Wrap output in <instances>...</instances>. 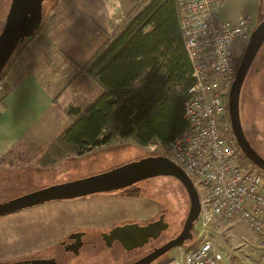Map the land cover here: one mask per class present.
Listing matches in <instances>:
<instances>
[{
	"label": "rangeland",
	"instance_id": "obj_1",
	"mask_svg": "<svg viewBox=\"0 0 264 264\" xmlns=\"http://www.w3.org/2000/svg\"><path fill=\"white\" fill-rule=\"evenodd\" d=\"M10 3L11 0H0L3 25ZM57 6L59 11L64 12L62 10H65L69 23L74 26V20L79 13L71 4L61 3V0H47L44 3L43 22L47 19L49 11ZM137 9L136 2L129 0L125 7L121 27L137 14ZM222 13L227 19L248 15L253 19L256 28L264 20V0H226ZM52 26L53 24L47 30ZM34 38L28 43L33 42ZM26 46L17 53H21ZM238 49L239 51L245 50L246 43H239ZM244 52L239 54L240 62ZM90 86L95 85L92 83ZM81 87L86 94L85 97L87 96L84 101H89L94 94L93 88L85 86L83 89V85ZM82 95L83 93H80L76 96L82 98ZM77 106L85 108L87 104L86 102L82 104L81 100V104ZM71 108L77 107L71 106ZM240 113L247 139L264 158V45L243 85ZM154 146L156 145L142 148L131 139H116L111 144L83 156H78L70 149L62 150L54 154V157H48L45 154L47 148H37L27 142L22 143L6 160L8 163L6 164L15 169H1L0 171V204L56 183L78 180L91 174L123 166L137 159L164 156L163 150ZM242 159L243 162L251 164L244 156ZM49 166L50 169H45ZM253 170L264 176V173L257 168ZM134 189L137 195L136 219L154 220L160 213L166 214L171 229L162 241L181 232L189 213L190 202L179 181L171 177H161L147 180ZM96 210L86 204L84 206L81 201H56L0 217V264L53 256L58 242L62 241L67 232L88 220L92 212V217L95 216ZM202 233L218 241L219 249L229 263L264 264V250L260 247L254 232L246 224L218 219L206 225L201 222L194 229L193 241L197 240ZM181 252L182 250L175 249L162 260L171 257L180 259ZM68 260L72 264H82L81 260L74 257L69 256Z\"/></svg>",
	"mask_w": 264,
	"mask_h": 264
},
{
	"label": "built area",
	"instance_id": "obj_2",
	"mask_svg": "<svg viewBox=\"0 0 264 264\" xmlns=\"http://www.w3.org/2000/svg\"><path fill=\"white\" fill-rule=\"evenodd\" d=\"M225 2L174 0L194 85L184 102L185 130L168 144L154 147H160L198 189L202 207L195 228L217 219L244 223L264 250V176L253 170L257 168L253 164L243 162L228 108L239 54L245 51H239L238 45L247 47L255 23L248 15L236 21L225 18ZM4 84L0 79V90ZM219 248L217 240L202 233L179 248L180 259L171 257L156 264H238L229 263Z\"/></svg>",
	"mask_w": 264,
	"mask_h": 264
},
{
	"label": "trees",
	"instance_id": "obj_3",
	"mask_svg": "<svg viewBox=\"0 0 264 264\" xmlns=\"http://www.w3.org/2000/svg\"><path fill=\"white\" fill-rule=\"evenodd\" d=\"M145 3L136 2L137 14L85 67L103 92L87 107L69 110L76 120L52 144L50 155L71 149L83 156L116 139H131L142 148L166 145L185 130L183 107L194 79L175 3Z\"/></svg>",
	"mask_w": 264,
	"mask_h": 264
},
{
	"label": "crops",
	"instance_id": "obj_4",
	"mask_svg": "<svg viewBox=\"0 0 264 264\" xmlns=\"http://www.w3.org/2000/svg\"><path fill=\"white\" fill-rule=\"evenodd\" d=\"M62 2L71 4L79 13L74 26L69 23L65 10L59 11L58 6L52 9L33 42H29L21 53H16L13 64L5 70L4 89L0 90V171L15 169L8 166L6 160L25 142L47 148L45 154L54 157L49 153L52 144L76 120L69 114L70 107H81L77 106L81 100L88 106L103 92L86 74L85 67L117 34L129 0ZM1 13L0 33L4 26ZM92 83L95 86H90ZM82 85L83 89L85 86L93 88L94 94L91 99L88 96L89 101H84L87 96ZM80 93H83L82 98H77Z\"/></svg>",
	"mask_w": 264,
	"mask_h": 264
},
{
	"label": "water",
	"instance_id": "obj_5",
	"mask_svg": "<svg viewBox=\"0 0 264 264\" xmlns=\"http://www.w3.org/2000/svg\"><path fill=\"white\" fill-rule=\"evenodd\" d=\"M47 0H11L3 29L0 33V77L13 56L27 40L34 38L43 24V5ZM264 45V20L255 28L241 59L237 74L229 90L228 108L233 135L246 159L264 173V158L251 146L241 120L240 98L247 75ZM171 177L180 182L185 189L190 209L183 229L178 237L172 239L153 253L132 264H153L175 249L184 247L194 239L195 224L201 214V198L193 181L173 161L165 156H149L127 163L111 171L78 180L54 184L34 191L11 201L0 204V217L32 209L53 201L74 200L98 193L111 192L131 187L139 182ZM163 221L150 223L145 227L138 224L115 228L113 239H119L127 250L142 247L149 239H157L168 229ZM11 264H56L54 260L31 259Z\"/></svg>",
	"mask_w": 264,
	"mask_h": 264
},
{
	"label": "flooded vegetation",
	"instance_id": "obj_6",
	"mask_svg": "<svg viewBox=\"0 0 264 264\" xmlns=\"http://www.w3.org/2000/svg\"><path fill=\"white\" fill-rule=\"evenodd\" d=\"M115 168L117 167L86 177L105 173ZM145 181L125 189L98 193L74 200H65L70 202L81 201L84 206L86 204L88 207L97 209V214L92 217V212L88 220L84 221V223H80L74 229L67 232L62 241L58 242L53 256L35 259H51L54 260L56 264H72V262L68 260L70 256L77 258V260H81L82 264H132L178 237L181 232L162 241L166 233L171 229V225L167 221V216L164 213H160L154 220H150L149 218H135V200L137 195L134 188ZM92 202H95V204H91ZM162 217L163 221L169 225L168 229L162 232L157 239H149L148 243L142 247L127 250L119 239H113L111 237V232L115 228L133 224L145 227L150 223L160 221ZM113 222L114 224H112ZM163 258L159 259V261Z\"/></svg>",
	"mask_w": 264,
	"mask_h": 264
}]
</instances>
